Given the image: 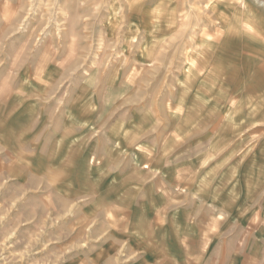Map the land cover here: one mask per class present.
Returning <instances> with one entry per match:
<instances>
[{
    "label": "clouds",
    "instance_id": "obj_1",
    "mask_svg": "<svg viewBox=\"0 0 264 264\" xmlns=\"http://www.w3.org/2000/svg\"><path fill=\"white\" fill-rule=\"evenodd\" d=\"M0 264H264V0H0Z\"/></svg>",
    "mask_w": 264,
    "mask_h": 264
}]
</instances>
